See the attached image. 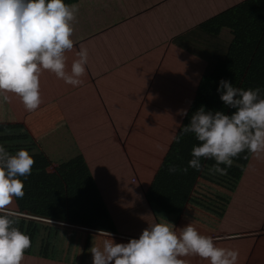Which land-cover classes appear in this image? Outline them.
Wrapping results in <instances>:
<instances>
[{"label": "crops", "instance_id": "0c3cea01", "mask_svg": "<svg viewBox=\"0 0 264 264\" xmlns=\"http://www.w3.org/2000/svg\"><path fill=\"white\" fill-rule=\"evenodd\" d=\"M101 1V5L99 2L97 6H92L98 8L97 11L94 8L91 11L85 7L79 8L78 15L85 12L86 22L81 20L77 23L78 27L74 26L72 38L75 45L66 53L67 70L70 71L81 45L88 49L89 62L86 74L82 77L83 84L74 87L57 78L54 73L44 71L40 77L42 103L31 112L25 109L18 96L7 93L10 102H5V93H0V145L13 155L21 149L28 150L35 159L31 175L20 177L25 183L24 197L16 199L10 206L12 211L20 214L17 226L30 236L31 242L36 241L35 247L31 245L33 248L25 251L22 264H93L90 252L93 245L102 247L103 240L111 236L117 243L139 238L140 235L126 233L118 226L127 221L125 216L105 217L106 224L110 225L107 229L97 227L96 224H102L96 221L97 217L84 221L80 214L77 219L76 210L83 209L85 213L84 196L78 194L80 186L84 184L73 176L76 173H93L86 161L105 154L102 151L107 144L104 136H116V142L121 141L125 151L119 144L116 146L131 161L133 172L138 175L142 173L132 160H136L134 155L138 150L134 143L142 145L144 155H154L157 148L164 144L160 138L164 132L163 126L160 130L164 119L162 114L165 113L163 105L170 112V101L164 95L166 88L175 91L176 95L181 90L179 94L182 95V89L180 85L179 89L176 88V82L180 84L188 78L189 88L194 93L202 78L213 77L219 67L234 60V51H238L245 55L243 59L236 58L239 66L250 59V67L241 78L243 86L251 72L252 86L261 90V96L264 94V0ZM199 23L215 34L231 33L235 26L241 33L240 36L231 34L233 41L229 54L210 76L206 74V60L172 41L174 36ZM250 48L253 49L252 55H249ZM252 64L254 67L251 69ZM163 78L164 87L160 83ZM171 80H175V83ZM152 93L156 94V98L152 97ZM151 113L160 114V117L155 120ZM139 133L142 136L141 143L135 140ZM192 137L193 142L185 141L189 142V147L180 148L177 154L192 153L193 146L190 143L196 146L200 143L194 134ZM168 141H172L171 138ZM165 154L160 155L159 159ZM201 159L207 160L210 168L189 169L191 180H194L187 182L184 199L173 213L174 216L178 215L173 223L177 231L187 205L190 203L189 208H194L192 200L199 192V180L206 176L207 186L211 185L208 181L215 183L220 175L211 171L214 160ZM182 161L174 165L183 166ZM263 167L264 154L257 158L246 150L233 158V165L227 169L225 179L220 184L223 185L222 200L226 203L238 194L237 197L243 199L242 204L239 201L235 205L236 197L228 203L227 209L216 210L218 213L209 214L206 221L188 223H192L201 234L210 236L211 230L219 229L218 225L214 228V216L218 215L220 220V215H223L226 220L227 215L236 211L239 215L236 224L239 222L241 226L238 232L230 228L228 236L247 239L254 236L251 239L255 238L256 243L264 240L262 198L258 197L260 201L252 203L242 193L243 187L247 186L246 176L249 172L256 175V181L251 182L261 189L260 182H264ZM178 172L184 173L183 169ZM234 172L238 174L235 179L232 177ZM233 184H236L235 189L229 192L227 188ZM142 188L150 206L156 203L153 191L157 193L164 190L156 182L149 183L147 191L143 184ZM96 206L101 212L113 209L112 203L105 200L97 201L92 208ZM157 221L163 222L161 219ZM244 229L247 231L242 232ZM259 229L260 232L256 231ZM85 235L89 237L85 238L88 243L85 250L73 245ZM244 241L233 242L234 247L238 250L249 249V244ZM215 243L217 246L223 245L217 241ZM58 247L62 255L54 252Z\"/></svg>", "mask_w": 264, "mask_h": 264}, {"label": "clouds", "instance_id": "9594fccd", "mask_svg": "<svg viewBox=\"0 0 264 264\" xmlns=\"http://www.w3.org/2000/svg\"><path fill=\"white\" fill-rule=\"evenodd\" d=\"M78 12V5L65 0H0V93H5V102H10L7 93H11L27 111L38 109L44 71L74 87L83 84L88 49L81 45L70 71L66 56L75 45L72 37ZM218 91L234 111H206L201 106L175 140L179 143L181 136L194 134L200 143L193 147L188 167L201 170V158L212 159L211 171L226 175L240 153L247 150L257 158L264 154V98L259 88L244 90L224 79ZM177 115L187 116L188 110L180 109ZM34 164L28 150L13 155L0 145V264H22L31 247L30 236L17 226L20 214L10 206L24 197L25 183L20 177L31 175ZM177 170L175 165L169 167L170 173ZM90 252L93 264H188L183 259L187 256H199L209 264H237L239 258L238 249L217 246L213 237L201 234L192 223L179 231L172 223L149 224L138 239L117 243L111 236L102 247L93 245Z\"/></svg>", "mask_w": 264, "mask_h": 264}, {"label": "rangeland", "instance_id": "374dc122", "mask_svg": "<svg viewBox=\"0 0 264 264\" xmlns=\"http://www.w3.org/2000/svg\"><path fill=\"white\" fill-rule=\"evenodd\" d=\"M99 2L101 5V0H81L80 3H77L75 5H78L79 8L85 7L86 10L91 11L94 8L92 6H97ZM115 2L116 1L112 3ZM97 9L98 8H94L95 11H97ZM78 14L77 19L74 22V26L77 27V23L79 21H85V12L80 15ZM239 31L240 30H237V26H235L234 30L231 33H237V35L240 36L241 33H239ZM234 53V60L219 67L213 77L202 78L194 93L192 89L189 88L188 78L186 80H183V82L180 84L179 81L176 82V88L179 89L180 85V88L182 89L181 93H183L182 95L179 94L181 90H179L176 95L175 91L166 88V92H164V95L167 98V101H170L168 103L170 112H167V107L163 105L162 110H164L165 113L162 114V117L164 119L162 121L163 124L160 126V130L163 126L164 132L162 137L160 136V138L163 140L164 144L157 148L154 155H144L142 152V145L134 143V147H136V149L138 150L134 155L136 160H132L134 164H137L136 167L142 171V173H139V175L133 172L131 161H129L127 155H123L119 152V147L123 151H125V149H123L121 145V141L116 142V136L112 138H106V136H104L107 144L102 148V151H105V154H102V156L99 158L91 160L89 159L86 161L87 165H91V170L93 171V173H76L73 176L76 181H82L84 184L80 186L81 190L78 192V194L84 196L82 200L85 202V213H83V209L76 210L75 214L77 215V219L79 218L80 214L81 218L84 221L94 220V218L97 217L96 221L102 223L96 224L97 227H99V229H107V226H109L110 228V225L106 224L107 221L104 220L105 217L111 216L114 218H118L125 216L127 220L126 222L129 221V223H121L118 226L120 227V229L123 228L124 232L134 233L135 235H141L142 231L147 228L149 224L160 223L159 221H157L159 219L163 220V222L165 223L173 224L175 222V217L178 215L174 216L173 213L179 209L180 201L185 196L184 193L186 191L187 182H192L194 180H191V172L189 170H193V168L188 167V162L192 159L191 153H176L180 148L189 147V142L187 143L185 141H191V138H193L192 134L189 133L181 136L179 143L176 142L175 137L180 135V130L182 129V127L190 123L192 115L201 106H205L206 111H223L225 113L234 111V109L227 107L220 99L221 93L218 91V88L222 79L232 82L233 86L237 88H242L244 90L254 89L251 83L253 79V74L251 72L247 77L245 86H243V82L241 80V78L244 76L245 70H248L250 67V59L245 64L239 66L240 63L236 58L241 57L243 59L245 55L238 51H234ZM252 54L253 49L250 48L249 55ZM202 59L205 60L204 58ZM253 67L254 64H252L251 69ZM160 81V83L164 87V78ZM171 81L173 82V84L175 83V80ZM151 95L152 97L156 98V94L152 93ZM261 97L264 98V94H262ZM163 104H165V102ZM214 106H217V108L215 109ZM180 109H187L188 115L184 117L177 115V112ZM151 114L153 115V118H155V120L160 117V114ZM160 130L159 135L161 134ZM153 131L157 132L155 128H153ZM140 134L141 133L136 134L138 136L135 137V140L141 143L142 136ZM169 138H171L172 141H168ZM116 144H119L120 146L117 147ZM190 145L193 147L196 146V144L193 143H190ZM164 152H166L165 156L159 159V156ZM182 159L183 161L181 162V164L183 166L175 165L177 166L178 170L175 173H170L169 167L176 164ZM201 165L202 168H210L207 160L203 161V159H201ZM186 167L188 168L187 172H178ZM261 169L264 170V167ZM204 173L205 170L203 171V174ZM193 176L196 177L197 175ZM232 177L234 179L237 178V172H234V174H232ZM205 178L206 176L202 177V179H200L197 184L198 188L200 189L192 200L194 208H189V203L184 211V214L181 217L182 223L179 222L178 224H176V227H178V225L181 223L179 225V230L186 224H188L189 221H206L209 214L216 215V213H218L216 210L227 209L228 203L233 201L238 196V194H235V196L231 198L232 200H228L226 203H224V201L222 200L223 192H221V186L223 185H220L225 179L224 175H219L215 183H211L208 181V184L211 185L207 186L205 185ZM51 179L54 183L55 180L53 179L52 175ZM246 180L247 186L243 187L242 189L243 195L249 198V201H251L252 203L260 201L258 199V197H260L262 198L261 204H264V182H260L261 189L254 186L251 180L256 181V175L251 174L250 172L247 174ZM151 182L158 183L164 189L163 191L157 193L156 191H153L156 197V203L154 204L156 206L149 205L148 201H146L145 193L142 188L143 184L145 190L147 191L148 184ZM145 184H147V186ZM234 186H236V184L225 187H228L227 190L231 192L232 189H235ZM101 200L110 201L112 203L113 209L106 212H101V210L97 206L95 208H92V205L94 203ZM241 200L243 199L240 196L237 197L234 201L235 205L239 201L242 204ZM222 212L224 211L222 210ZM237 216L239 215H237L236 211H232L229 215H227L226 220L223 215H220V220L218 215L214 216L213 219H216V221H213V223L215 224L214 228H217L218 225L219 229L214 231L211 230L209 232V234H211L210 236H214L213 239L216 238L214 242L217 241L218 243L223 244L219 247H226L231 249H236V247H234L235 243L233 242L245 240V244H249V249H239V258L237 264H264V240H260L258 243H256V241H254L255 238L251 239L254 236L250 237L249 239L245 237L241 238L228 236V234H230V228H232V231H239L241 225L239 222H237L236 224V220L238 219ZM33 219L37 220L35 217H33ZM130 222L132 223V225L130 224ZM241 231H247V229ZM256 231L260 232L261 230L259 229ZM86 236L87 235H85L79 242L73 243V245L82 250H85L88 245L85 238H89ZM125 240L126 241L124 242H129L127 239ZM31 245L35 247L36 241L32 242ZM31 248L33 247H30L27 250L30 251ZM52 252L53 250L51 249L50 253ZM54 252L56 254L62 255V250L60 247L56 248ZM183 259H185L188 264H209L208 260L201 259L199 256H187L183 257Z\"/></svg>", "mask_w": 264, "mask_h": 264}, {"label": "trees", "instance_id": "16d2710c", "mask_svg": "<svg viewBox=\"0 0 264 264\" xmlns=\"http://www.w3.org/2000/svg\"><path fill=\"white\" fill-rule=\"evenodd\" d=\"M80 0H65L72 5ZM232 34V33H231ZM226 32L215 34L207 31L202 24H196L186 31L174 36L172 41L180 47L204 58L208 65L206 74L212 75L218 64L227 58L233 36Z\"/></svg>", "mask_w": 264, "mask_h": 264}]
</instances>
